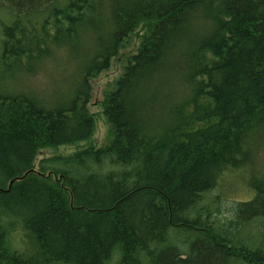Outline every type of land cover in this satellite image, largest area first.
I'll return each instance as SVG.
<instances>
[{
  "label": "trees",
  "instance_id": "obj_1",
  "mask_svg": "<svg viewBox=\"0 0 264 264\" xmlns=\"http://www.w3.org/2000/svg\"><path fill=\"white\" fill-rule=\"evenodd\" d=\"M1 9L10 76L61 53L73 71L52 103L0 87V264H264V176L249 175L264 137V0H0ZM143 23L102 103L110 142L33 171L40 149L92 136L91 79ZM227 183L250 196L223 208Z\"/></svg>",
  "mask_w": 264,
  "mask_h": 264
},
{
  "label": "rangeland",
  "instance_id": "obj_2",
  "mask_svg": "<svg viewBox=\"0 0 264 264\" xmlns=\"http://www.w3.org/2000/svg\"><path fill=\"white\" fill-rule=\"evenodd\" d=\"M9 20L10 16L7 10L1 9L0 22L8 23ZM149 25H147V23L140 24L136 31L125 41L119 54L112 59L109 68L91 79L92 96L87 108L95 123L92 136L88 140L75 144L54 148L44 147L40 149L34 162L33 171L39 173V163L43 159H48L54 156H70L79 151L90 148L98 149L110 142L111 130L104 116L102 107L105 93L113 89L116 81L123 74L131 56L140 48L143 36L148 31ZM59 57V60L55 58L54 61H46L43 63L42 66H40L41 68L39 67L40 70L35 67L36 70L31 71L33 72L32 75H25V72L28 70L24 68V72H18L15 78L12 75L10 76V73L6 68L0 66V77L5 76L7 78L3 80V83L1 82L4 85L0 84V87L3 88L2 90H4V92L8 93L9 91L13 92L12 90L17 93L24 91L26 88L32 90L34 95L39 99L52 103L56 98L55 100L57 101L58 87H62V84L65 82L64 78L71 75L73 71L72 64L67 58H65L64 53H61ZM14 68H18L16 63L12 65L10 70ZM249 175L257 178H262L264 176V137L255 150L253 167L251 168ZM226 196L227 201L224 202L223 208L232 206L236 200H247L250 196V191L245 184L232 187L231 183H227Z\"/></svg>",
  "mask_w": 264,
  "mask_h": 264
},
{
  "label": "water",
  "instance_id": "obj_3",
  "mask_svg": "<svg viewBox=\"0 0 264 264\" xmlns=\"http://www.w3.org/2000/svg\"><path fill=\"white\" fill-rule=\"evenodd\" d=\"M13 182H14V181H11V183H10V184L12 185V184H13Z\"/></svg>",
  "mask_w": 264,
  "mask_h": 264
}]
</instances>
